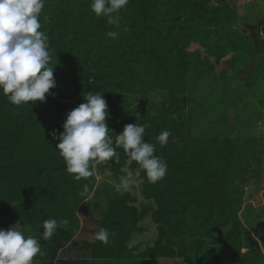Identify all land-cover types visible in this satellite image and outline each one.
Masks as SVG:
<instances>
[{
	"label": "trees",
	"instance_id": "16d2710c",
	"mask_svg": "<svg viewBox=\"0 0 264 264\" xmlns=\"http://www.w3.org/2000/svg\"><path fill=\"white\" fill-rule=\"evenodd\" d=\"M264 9V0H255ZM91 0H46L40 15L41 31L49 38L56 87L50 89L56 105L44 102L11 104L0 92V228H43L49 218L67 220L73 234L63 236L56 250L65 253L76 248L86 257L80 263L141 264L156 259H183L188 256L187 238H193L194 258L218 254L202 249L206 240L224 252L243 248V228L234 197L229 192L235 173L237 142L230 137L185 136L201 117L185 105L186 72L190 65L187 43L202 31L209 17L224 20L226 8L211 0H129L121 11L119 28L97 17ZM225 3V0H219ZM109 31L119 33L116 39ZM164 90L174 103L162 115L143 114L130 101V95H148ZM102 92L111 119L106 118L109 136L115 141L124 125L142 124L143 140L156 146V155L168 164L166 176L151 184L138 163L122 148L116 149L114 177L125 176L127 167L142 180L141 194L154 204L135 202L133 190L112 198L92 228L79 226L75 213L89 197L95 176L75 180L66 172L56 149L60 142L51 135L61 127L66 114L84 102L88 92ZM74 96V104L65 102ZM187 110V114L183 111ZM169 130V142L161 147L157 136ZM114 165V164H113ZM87 184L89 192L79 193ZM249 217L264 228V212L247 207ZM150 214L156 237L143 249L128 246L134 233L144 229L138 223ZM251 219L248 218L247 221ZM101 227L109 230V242L94 239ZM227 228L221 236H213ZM92 240L82 239L84 233ZM64 263V260H62Z\"/></svg>",
	"mask_w": 264,
	"mask_h": 264
},
{
	"label": "rangeland",
	"instance_id": "374dc122",
	"mask_svg": "<svg viewBox=\"0 0 264 264\" xmlns=\"http://www.w3.org/2000/svg\"><path fill=\"white\" fill-rule=\"evenodd\" d=\"M218 1L211 0V5L226 8V18L219 21L209 17V23L202 31L194 33L187 43L190 65L186 72L185 105L199 112L201 117L185 136L230 137L236 140V170L231 175L229 192L240 207L238 214L243 228V248L224 252L220 246L206 240L202 249L218 254L221 262L211 255L194 258L191 255L193 238H187L186 258L144 261L145 264H264V228L258 226L260 222L249 217L247 211V207L251 206L264 212V9L257 6L255 0ZM68 98L65 102L74 104V96ZM129 98L140 112L150 116L162 115L174 104L164 90H153L143 96L130 95ZM44 103L62 108L49 94H46ZM183 113L187 114V110ZM117 160L115 154L112 160L92 169L95 184L102 182V186L76 209L79 226L84 224L88 229L92 228L108 202L119 194L114 188L118 178L108 168H114ZM129 162L121 170L129 172ZM136 172L138 170L133 177L138 182L140 178ZM103 184L109 187L104 188ZM248 218L251 220L247 221ZM226 229L213 236H221ZM20 230L40 241L42 254L34 257L33 264H85L80 261L83 262L86 257L76 248L65 253L55 248L63 236L57 230H64L69 236L73 234L71 229H57L49 240L42 238L43 228L20 227ZM82 239L92 240L93 235L86 232Z\"/></svg>",
	"mask_w": 264,
	"mask_h": 264
},
{
	"label": "clouds",
	"instance_id": "9594fccd",
	"mask_svg": "<svg viewBox=\"0 0 264 264\" xmlns=\"http://www.w3.org/2000/svg\"><path fill=\"white\" fill-rule=\"evenodd\" d=\"M46 0H0V92L16 106L44 102L46 94L55 95L50 89L56 87L49 38L41 31L40 15ZM129 0H91L90 9L99 18L119 28L121 11ZM108 36L116 39V31ZM84 102L70 110L62 124L63 131L53 130L51 135L60 142L56 145L66 165V172L77 181L93 176V168L112 160L117 148H122L131 160L144 170L148 182L156 184L167 174V162L157 156L156 146L145 142V127L142 124H126L116 135L109 136L106 118L111 119L108 105L102 92H88ZM171 133L163 130L157 136L161 147L169 142ZM135 185L129 171L114 184L118 193H130ZM89 192L87 184L79 195L84 198ZM83 201H86L84 199ZM68 221L49 218L43 222L42 238L49 240L58 227ZM110 232L101 227L94 239L108 244ZM41 253L38 238L25 235L15 224L8 229L0 228V264H33L34 257Z\"/></svg>",
	"mask_w": 264,
	"mask_h": 264
},
{
	"label": "crops",
	"instance_id": "0c3cea01",
	"mask_svg": "<svg viewBox=\"0 0 264 264\" xmlns=\"http://www.w3.org/2000/svg\"><path fill=\"white\" fill-rule=\"evenodd\" d=\"M126 174L128 173L126 170H123ZM137 173V177H138V172ZM122 176L117 177L118 180L117 182L119 183L120 178ZM104 188H107L109 186H107L106 184H103ZM102 186V182H96L95 187L91 193V195L86 199H90L95 193L96 191H98ZM141 188H142V180L139 179L138 182H135L134 185V190H133V197L135 198V202L132 203L136 208L139 209L140 204H144V205H151L154 208V204L152 201L150 200H145L144 197L141 194ZM121 193H119L118 195H120ZM117 196V195H115ZM83 203L85 201H82ZM80 207V205H79ZM138 226L144 229V232L142 233H134L132 235V240L128 243V246H138L139 249H143L145 245H151L156 237V226L155 224L152 222L151 218H150V214L148 213L139 223ZM60 252V251H59ZM158 260H163V259H156ZM154 261V260H152ZM151 263V262H150ZM149 263V264H150ZM99 264V263H97ZM103 264V263H100ZM114 264V263H113ZM141 264H145V263H141ZM148 264V263H147Z\"/></svg>",
	"mask_w": 264,
	"mask_h": 264
}]
</instances>
